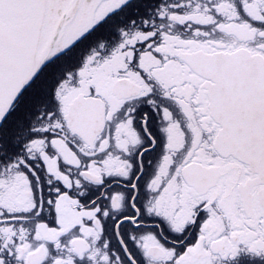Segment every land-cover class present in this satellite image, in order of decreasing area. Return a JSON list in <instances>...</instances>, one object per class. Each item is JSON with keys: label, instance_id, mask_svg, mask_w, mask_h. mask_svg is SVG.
<instances>
[{"label": "snow or ice", "instance_id": "obj_1", "mask_svg": "<svg viewBox=\"0 0 264 264\" xmlns=\"http://www.w3.org/2000/svg\"><path fill=\"white\" fill-rule=\"evenodd\" d=\"M0 264H264V0H0Z\"/></svg>", "mask_w": 264, "mask_h": 264}]
</instances>
